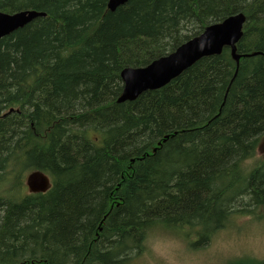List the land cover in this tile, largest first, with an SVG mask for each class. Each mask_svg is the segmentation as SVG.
I'll list each match as a JSON object with an SVG mask.
<instances>
[{
  "label": "trees",
  "instance_id": "obj_1",
  "mask_svg": "<svg viewBox=\"0 0 264 264\" xmlns=\"http://www.w3.org/2000/svg\"><path fill=\"white\" fill-rule=\"evenodd\" d=\"M108 2L0 0L45 13L0 38V264H127L157 222L194 251L264 222V0ZM238 12V61L224 46L118 102L124 68Z\"/></svg>",
  "mask_w": 264,
  "mask_h": 264
},
{
  "label": "water",
  "instance_id": "obj_2",
  "mask_svg": "<svg viewBox=\"0 0 264 264\" xmlns=\"http://www.w3.org/2000/svg\"><path fill=\"white\" fill-rule=\"evenodd\" d=\"M127 1L109 0L108 7L114 11ZM44 15V12L36 10H20L13 13L0 11V38ZM245 21L246 15L243 12L232 14L221 22L206 26L200 34L148 65L124 68L121 72L124 87L118 102L135 100L145 91L161 88L202 57L220 54L224 46L231 47L238 61L240 57L236 54L237 43L242 37ZM261 150L264 152V139ZM26 183L31 192H44L50 187L49 177L38 170L27 176Z\"/></svg>",
  "mask_w": 264,
  "mask_h": 264
},
{
  "label": "clouds",
  "instance_id": "obj_3",
  "mask_svg": "<svg viewBox=\"0 0 264 264\" xmlns=\"http://www.w3.org/2000/svg\"><path fill=\"white\" fill-rule=\"evenodd\" d=\"M140 247L139 253L135 246L128 249L127 264H200L199 254L187 249L179 235L164 232L159 222L143 231ZM250 255L254 260L264 261V247Z\"/></svg>",
  "mask_w": 264,
  "mask_h": 264
},
{
  "label": "rangeland",
  "instance_id": "obj_4",
  "mask_svg": "<svg viewBox=\"0 0 264 264\" xmlns=\"http://www.w3.org/2000/svg\"><path fill=\"white\" fill-rule=\"evenodd\" d=\"M185 246L191 250L186 243ZM262 247H264V222L242 217L236 224L220 232L206 247L191 251L199 254L200 264H217L231 258L250 255L254 251L258 252Z\"/></svg>",
  "mask_w": 264,
  "mask_h": 264
}]
</instances>
